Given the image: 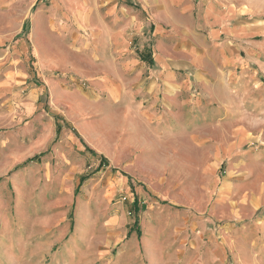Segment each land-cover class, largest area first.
<instances>
[{
  "label": "rangeland",
  "instance_id": "374dc122",
  "mask_svg": "<svg viewBox=\"0 0 264 264\" xmlns=\"http://www.w3.org/2000/svg\"><path fill=\"white\" fill-rule=\"evenodd\" d=\"M93 3L0 0V255L13 240L19 264H56L66 246L77 264H264V48H237L231 96L190 101L197 87L166 111L147 81L112 95L88 80L72 35ZM244 6L264 42V0ZM131 50L143 81L152 48Z\"/></svg>",
  "mask_w": 264,
  "mask_h": 264
},
{
  "label": "crops",
  "instance_id": "0c3cea01",
  "mask_svg": "<svg viewBox=\"0 0 264 264\" xmlns=\"http://www.w3.org/2000/svg\"><path fill=\"white\" fill-rule=\"evenodd\" d=\"M82 1L86 8L94 4L93 1L104 6L101 13H95L91 7L83 18L84 23H79L72 35V48L90 64L87 77L93 87L113 95L130 83L140 91L141 84L147 81L142 91L153 102L162 94L166 98V111L178 108L173 100L182 96L190 98L189 93L197 87L198 97L191 95L190 101H218L213 96L217 85L231 96L236 66L242 63L241 57L238 60L237 48H247L248 58L258 48H264V42L253 40L252 33L258 30H253L240 18L243 13L254 14L253 9L244 6L243 11L238 12L237 0ZM80 27L84 34L80 33ZM135 40L138 44H134ZM145 47L152 48V56L148 58L153 69L142 81V63L130 54L133 53L131 48ZM128 71L132 78L126 81L124 74ZM131 107L132 104L124 102V111ZM15 243L11 240L8 249L0 255V264L28 260L24 252L26 246L19 249L20 245ZM216 256L222 264L219 252L205 257H199L197 252L190 253L183 264H214ZM79 261L70 246H66L56 264H77ZM254 261L260 264L252 257L241 264Z\"/></svg>",
  "mask_w": 264,
  "mask_h": 264
},
{
  "label": "trees",
  "instance_id": "16d2710c",
  "mask_svg": "<svg viewBox=\"0 0 264 264\" xmlns=\"http://www.w3.org/2000/svg\"><path fill=\"white\" fill-rule=\"evenodd\" d=\"M57 128H58V131H59V127L57 126ZM38 159V157H34V158H32L31 160H29L28 162H34V161H36ZM27 162V163H28ZM77 192V191H76ZM134 205L133 206H135L136 205V201H134V203H133ZM129 235H130V233L128 234V236L127 237H129Z\"/></svg>",
  "mask_w": 264,
  "mask_h": 264
}]
</instances>
